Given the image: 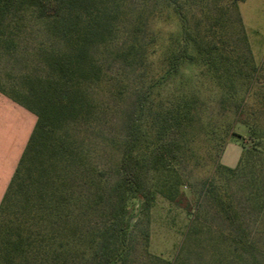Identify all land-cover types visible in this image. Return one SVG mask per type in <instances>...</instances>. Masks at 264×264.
<instances>
[{"label":"trees","instance_id":"trees-1","mask_svg":"<svg viewBox=\"0 0 264 264\" xmlns=\"http://www.w3.org/2000/svg\"><path fill=\"white\" fill-rule=\"evenodd\" d=\"M117 1L0 0L1 47L14 44L13 34L22 22L19 12L25 7L43 21L49 40L62 43L42 51L45 74L23 75L21 84L12 85L10 93L0 87L1 93L36 116L0 200V264H124L132 218L128 200L134 199L137 212L145 213L160 194L192 214L181 188L180 167L194 157L200 134L215 139L219 131L218 126L210 124L211 130L206 131L201 125L200 73L215 96L234 104L239 122L247 125L253 138L250 146L242 148L235 166H214L204 181L203 198L227 220L232 232L227 248L234 259L254 239L241 234L239 207L224 188L230 181L252 209L255 231L264 237V129L258 120V111L264 110V67L259 70L251 58L234 56L225 48L222 16H205L207 22L199 17L190 21L185 12L196 14L204 0H162L179 23L177 33L158 47L161 37L154 33L140 38V24L133 41L116 52L118 58L138 66L134 103L126 116L119 177L110 197L116 206L101 229L86 239L83 225L100 197L96 190L93 199L71 190L73 167L82 166L84 160L73 126L100 118L98 103L84 84L103 80L104 70L94 48L112 34L111 11ZM155 53H159L157 61L148 63L149 55ZM187 65L199 73L180 74ZM118 85L119 81L113 86L115 91ZM248 101L256 108L249 107ZM87 181L96 184L93 178ZM232 257L219 261L236 264Z\"/></svg>","mask_w":264,"mask_h":264},{"label":"rangeland","instance_id":"rangeland-1","mask_svg":"<svg viewBox=\"0 0 264 264\" xmlns=\"http://www.w3.org/2000/svg\"><path fill=\"white\" fill-rule=\"evenodd\" d=\"M111 12L112 34L94 48L104 70L103 80L84 84L98 103L100 118L92 122L81 121L73 126L84 160L82 166L73 167L71 190L74 195L90 196V199L97 197L98 194H94L96 190L100 197L84 222L86 239H91L101 229L116 206L112 202V186L119 177L126 116L134 103L133 81L138 66L118 58L116 52L133 41L135 28L140 24L143 27L140 38L144 36L145 39L152 32L161 37L157 41L158 47L167 44L168 37L179 29L171 8L163 7L162 0H118ZM19 14L22 22L13 34L14 44H8L6 48L0 46V87L7 93H10L12 85L21 84L23 75L45 74L47 65L42 51L52 45L62 46V43L47 38L44 23L36 18L34 10L25 7ZM185 14L190 21L199 17L204 22H207L205 16H222L226 21L225 48L234 56L239 54L251 58L259 70L264 67V0H204L196 14ZM159 53L150 54L148 63L157 61ZM198 73V69L190 65L180 71L185 76ZM200 77V101L204 108L201 125L210 131L212 124L218 126L219 131L215 139L214 135L200 134L194 147V157L180 167L181 188L188 197L192 214L188 215L160 194H156L145 213L137 212L134 199L128 200L132 218L124 264H167L165 261L168 264H221L220 259L226 262L229 257H234L227 248L232 234L230 226L215 205L204 200V181L213 174L217 163L235 166L242 148L250 146L253 138L247 125L239 122L234 104L215 96V90H212L204 73H200ZM117 81L120 83L116 89L119 93L113 88ZM248 106L256 108L252 101H248ZM258 112V120L264 129V110ZM209 117L211 121L207 123ZM219 138L224 140L223 145H220ZM92 178L96 184L87 181ZM224 188L228 195L232 194L239 207L243 224L241 234L254 239L251 246L241 249L238 259L232 257L234 262L264 264V237L255 231L252 209L236 183L230 181ZM111 203L114 204L112 210L109 209Z\"/></svg>","mask_w":264,"mask_h":264},{"label":"crops","instance_id":"crops-1","mask_svg":"<svg viewBox=\"0 0 264 264\" xmlns=\"http://www.w3.org/2000/svg\"><path fill=\"white\" fill-rule=\"evenodd\" d=\"M35 120L31 111L0 92V200Z\"/></svg>","mask_w":264,"mask_h":264}]
</instances>
